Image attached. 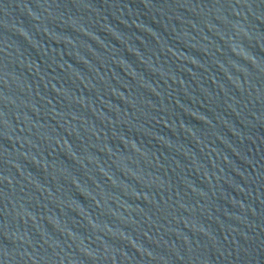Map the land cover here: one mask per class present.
<instances>
[{
    "label": "water",
    "instance_id": "95a60500",
    "mask_svg": "<svg viewBox=\"0 0 264 264\" xmlns=\"http://www.w3.org/2000/svg\"><path fill=\"white\" fill-rule=\"evenodd\" d=\"M0 264H264V0H0Z\"/></svg>",
    "mask_w": 264,
    "mask_h": 264
}]
</instances>
